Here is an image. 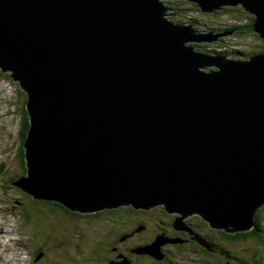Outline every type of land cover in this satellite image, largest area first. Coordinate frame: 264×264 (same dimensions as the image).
<instances>
[{
  "label": "water",
  "instance_id": "95a60500",
  "mask_svg": "<svg viewBox=\"0 0 264 264\" xmlns=\"http://www.w3.org/2000/svg\"><path fill=\"white\" fill-rule=\"evenodd\" d=\"M191 1L242 7L264 40V0ZM166 11L164 0H0V70L27 93L30 124L28 171L12 185L81 214L162 205L177 228L199 215L249 231L264 205V54L201 53L193 45L212 39ZM164 244L139 252L162 260Z\"/></svg>",
  "mask_w": 264,
  "mask_h": 264
},
{
  "label": "rangeland",
  "instance_id": "374dc122",
  "mask_svg": "<svg viewBox=\"0 0 264 264\" xmlns=\"http://www.w3.org/2000/svg\"><path fill=\"white\" fill-rule=\"evenodd\" d=\"M164 2L166 3L167 6H170V4L168 5V0H164ZM169 2H172V0H170ZM223 9L219 11H223ZM172 13H173L172 11L167 10L165 14L166 19H168L169 21H175V15H170ZM226 13H230V14H223L221 18H217L216 21L218 25L224 26L226 24L227 21L225 20V17L228 19H236V17H238L237 15L239 14L236 11H229ZM230 15H232L233 17ZM181 19H184V18L182 17ZM225 33L226 32H222L220 34H225ZM254 34H250V35L248 34V37L247 35H243V36L233 35L234 39L233 38L229 39L228 38L229 36H223V37H218V39L226 38L227 41H230L231 43H237L239 46L248 47L251 50V49H257V45L260 42L258 37L256 36L258 34L256 32H254ZM240 37H243L245 39H242V38L239 39ZM201 43H207V42L203 41ZM3 74L10 75L9 73H3ZM3 80H6V81L4 82ZM8 80L9 79L3 78L0 74V192L4 194H6L9 190L7 188L10 183V180L7 176L11 177L12 175H15L20 172V168L18 166L17 158H16L17 154H19V152L23 148L21 140H20L21 115H22V111L20 110H22V108L26 110V103H27V96H28L27 93L24 90H22L19 83L13 81V79L12 81L14 83L9 82ZM19 89H21L20 92L22 93V95L18 93ZM29 128H30V124H29ZM1 166H2V169H1ZM12 193L15 195H18L17 192H12ZM4 203H5L4 200H2L1 204L4 205ZM9 203L14 205L16 202L14 201L13 203V201H11ZM2 205H0L1 215L3 214L2 207H1ZM261 209L260 208L258 209L259 211H257L256 213V218L260 219L259 221L260 227L261 229H264V210H261ZM100 212H103V211H100ZM82 214L91 215L92 213H82ZM155 214H156V211L143 214V217L146 219L148 228H150L151 225H155V226L157 225L156 226L157 228L162 227L160 224H158L157 220H155V218H158L155 216ZM106 215H107L106 213L103 214L99 219L98 218L92 219V217H90V219H83L82 222L86 224L87 222L93 221V223L88 226V229H90V226L93 225V228H91V231L85 235L78 237L75 240L74 245H73L75 247L74 249H66V247H62L59 250L60 252L55 251L57 252L56 253L57 255L52 253L50 255L52 261L49 260V264H73L74 262L69 263V261H75L78 258H79L78 262L82 261L83 264H109L110 260L113 257L112 256L113 254L112 252L109 253L108 246L106 247L104 245L105 249L102 248L101 246V243H103L106 239H108V237H111V235H109L108 232L106 233V230H104V227H106L107 229V224L109 222V219L106 217ZM113 215H115V218L118 221L114 223V225H118L120 221H123L127 216H129V214L123 210H121L120 213H115ZM130 215H133V214H130ZM199 217H200L199 215H195L194 218L198 219ZM11 219L14 220L10 216V214L7 215V218L0 216V226L6 225L12 228L13 226H15V227H18V231L20 232L23 231L22 233H26L27 235H29L26 230V227L24 228V230H22V228L20 227V224L17 225L15 222L13 223ZM254 224H255V221H254ZM83 226H85V224ZM70 230H71L70 227L66 225V221H65V231H63L62 229V232L65 233L67 237L65 239H68L69 242H72L73 236L74 237L79 236V231L72 230V233L66 232ZM262 233L264 235L263 231ZM22 236H25V234H22ZM2 237L4 238V236L0 235V242H4V239H2ZM144 242L146 241H140V240L136 241V238H133L131 242L130 241L126 242V246L130 245L131 247H133L135 246V244L140 245ZM217 242H218L217 244L218 246L216 250H220V249L222 251L233 250L232 252L233 255H236L237 257L236 260H239V261L240 259H245V255L247 256L249 253L252 252V250L249 251V249L259 246V243H257L255 247H249V243L247 242L246 243H241V242L230 243L227 240L222 241L220 239L217 240ZM232 253H229V254H232ZM171 257H172V260L168 262L169 264H238L236 261L231 260V258H229L228 254L226 255V253H222V254L219 253L214 256H207L205 254H201L200 252L197 253L193 248H190V247L185 248L184 251H179L178 249H174V255H172ZM135 259H137V256H135ZM5 264H9V263H5ZM28 264H30V262ZM263 264H264V261H263Z\"/></svg>",
  "mask_w": 264,
  "mask_h": 264
},
{
  "label": "flooded vegetation",
  "instance_id": "af4514ba",
  "mask_svg": "<svg viewBox=\"0 0 264 264\" xmlns=\"http://www.w3.org/2000/svg\"><path fill=\"white\" fill-rule=\"evenodd\" d=\"M22 154V151H20L16 156L20 172L11 176L16 177V179L24 176L23 168L20 164ZM53 204L56 206L59 205L63 208V211L59 210ZM13 206L14 212L20 215L22 223L29 231V242L31 244L30 264H49V260L52 261L50 255L52 253L56 254L57 252L55 251L60 252L59 250L62 247L74 249L75 247L73 245L75 240L87 234L91 231V228H93V225H91L90 229H88V226L92 224L93 221L87 222L86 224L83 223L82 220L90 219V217H92V219H95V217L99 219L105 213L107 214L106 217L109 219V222L107 224V229L104 227V230H106V233L108 232L111 237H108V239L110 238L109 240L106 239L101 243V246L104 249L105 246H108L109 253L112 252L113 254L109 264L111 262L114 264H169L168 262L172 260L171 256L174 255V249L184 251L182 247L188 244L186 233L188 230H193L192 228L195 229V224L192 219H196L194 218L195 216H190L184 221L186 226L185 229L177 228L174 222L180 215L177 213H169L164 206L160 205L149 210H141L137 214L133 212V215L127 216L123 221H120L118 225H114V223L118 221L112 212H121V210H123L121 208L105 210L100 212L97 216L94 214L83 215L79 212H71L72 214H69L67 212H70V210L58 203L55 204L54 202L36 200L24 192H20V199ZM152 211H156L155 216L158 218H155V220H157L158 224L162 227L157 228V225H151V227L148 228L146 219L139 218L142 214ZM65 221L66 225L71 229L70 231H66L67 233H72V230L79 231V236H73L72 242L65 239L67 237L65 233L62 232V229L65 231ZM84 224L85 226H83ZM158 236H163L165 241V244L161 247L164 256L162 260H158L152 255L139 252L140 249L151 245ZM133 238H136V241L140 240L146 242L140 245L135 244L133 247L130 245L126 246V242H131ZM176 239L184 240V242L182 244H174L173 241ZM209 242L214 246V249H216V244L211 241ZM135 256H137V259H135ZM78 261L79 258L71 262H74L73 264H83L82 261Z\"/></svg>",
  "mask_w": 264,
  "mask_h": 264
},
{
  "label": "trees",
  "instance_id": "16d2710c",
  "mask_svg": "<svg viewBox=\"0 0 264 264\" xmlns=\"http://www.w3.org/2000/svg\"><path fill=\"white\" fill-rule=\"evenodd\" d=\"M168 5L164 2V5L167 10L172 11L175 15V21L178 24L181 25H189L193 29H195L198 33H201L203 35H206L210 37L212 40H206L207 43H195L193 46L197 49V51L204 53V54H212L216 56H225L229 58H235L240 59L242 57L247 58L255 54H264V40L259 37V35H256L259 39V43L257 45V49H249L248 47H241L237 43H231L230 41H227L225 38L218 39V35L222 32H226L229 34V39L233 38V35L235 36H243L248 34H254L253 26H254V16L247 13L242 7H227L224 8L223 11H216L214 13H203L201 9L198 7V5L191 0H172V2H169ZM229 11H236L239 14L237 15L236 19H228L225 17V20L227 21L224 26H220L217 23V18H221L223 14H230L226 13ZM167 12V11H166ZM232 16V15H230ZM184 19H181V18ZM233 17V16H232ZM213 25V27H212ZM227 26V27H226ZM205 33V34H204ZM255 35V34H254ZM245 39L243 37H240L239 39ZM234 39V38H233ZM248 45V44H247ZM0 74L3 78L9 79L8 81L13 82L10 78V75L3 74V72L0 70ZM21 89H19V94L22 95L20 92ZM22 115H21V130H20V140L22 143V146L24 145V142L26 140L27 131L29 128V122H28V115L24 108H22ZM22 156L20 160V164L23 168V174L24 176L27 174V166H26V159H25V150L24 147L21 149ZM25 159V162H24ZM2 169V166H1ZM3 173V172H2ZM20 177V176H19ZM10 180V183L8 185V192L6 194L0 192V205L2 200H4V205H2V215L1 217L7 218V215L10 214V216L14 219H18V221L22 222V218L19 214L14 212L13 205L9 202L18 201L20 199V192H23L20 188L13 186L12 184L16 181V177H8ZM18 190V191H16ZM12 192H17L18 195L13 194ZM25 193V192H24ZM4 194V195H2ZM29 195V194H28ZM31 196V195H30ZM55 203V202H54ZM56 204V203H55ZM54 205V204H53ZM56 206V205H54ZM59 210L63 211V208H61L59 205L56 206ZM123 209V211H129L126 212L129 215L130 214H137L141 210L145 209H136L133 206H123L120 207ZM117 208V209H120ZM261 209V207H260ZM264 210V205L262 206V209ZM259 211V210H257ZM5 212V214H4ZM73 211H68L67 213L72 214ZM134 212V213H133ZM100 212L92 213L94 215H98ZM120 213V212H118ZM257 213V212H256ZM112 214H115V212H112ZM126 215V214H124ZM94 218V217H93ZM96 218V217H95ZM140 219H144L143 214L139 217ZM255 227L249 231H243V232H237V233H228L225 231H219L217 229H213L208 222H206L203 218L199 217V219H192V221L195 224V229L188 230L186 233V238H188V244H185L182 247V250H184L187 247L193 248L197 253L205 254L207 256H214L219 253H226L228 254L229 258L231 260L236 261L238 264H263L264 261V235L262 231L264 232V229H261L260 227V219L256 218L255 215ZM199 220V221H198ZM175 225V222H174ZM215 230V231H214ZM198 238H201L202 240H207L208 242L211 241L212 243L216 244L217 249V240H224L229 241L230 243H249V247H255L257 243H259V246L249 249V251L252 250L251 253H249L247 256L245 255V259L236 260V255H233V250L231 251H222L214 249V246L210 243L212 246L211 249L207 247V245H201L199 243ZM191 240V241H190ZM184 240L176 239L173 241L174 244H182ZM260 249V250H259ZM232 253V254H229ZM261 256V258H260ZM221 261V260H220Z\"/></svg>",
  "mask_w": 264,
  "mask_h": 264
},
{
  "label": "bare ground",
  "instance_id": "6f19581e",
  "mask_svg": "<svg viewBox=\"0 0 264 264\" xmlns=\"http://www.w3.org/2000/svg\"><path fill=\"white\" fill-rule=\"evenodd\" d=\"M165 7H166V6H165ZM184 25H186V24H184ZM261 208H262V207H261ZM112 210H114V209H112ZM255 220H256V219H255ZM255 220H254V221H255ZM0 243H2V242H0Z\"/></svg>",
  "mask_w": 264,
  "mask_h": 264
}]
</instances>
